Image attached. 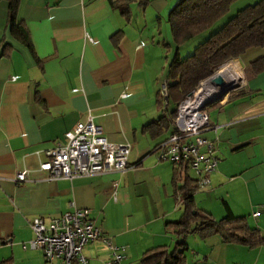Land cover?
I'll use <instances>...</instances> for the list:
<instances>
[{
  "label": "crops",
  "instance_id": "crops-1",
  "mask_svg": "<svg viewBox=\"0 0 264 264\" xmlns=\"http://www.w3.org/2000/svg\"><path fill=\"white\" fill-rule=\"evenodd\" d=\"M5 4L0 1V44L12 49L0 57V262L42 264L39 250L21 246L33 236L29 221L48 220L73 207L87 210L88 220L119 248L121 264H140L151 247L171 248V222L180 213L171 177L178 167L157 160L153 152L169 128L154 137L145 130L161 115L157 94L169 59L161 40L165 26L156 13L169 7L166 0L132 13L139 9L134 5L127 23L108 0H20L16 19L27 26L35 58L8 33ZM262 56L264 45L234 59V69L240 72L239 64L245 71L243 86L204 106L210 127L202 135L217 137L218 161L200 189L219 194L234 215L244 216L264 237V70L249 69ZM88 108L108 141L130 142L127 169L47 179L38 170L41 152L62 141ZM23 169L26 180L13 182ZM221 207L201 209L223 216ZM223 247L207 262L219 264L229 251L231 264L264 263V246ZM81 254L87 264H104L108 249L97 240L85 244Z\"/></svg>",
  "mask_w": 264,
  "mask_h": 264
},
{
  "label": "trees",
  "instance_id": "trees-1",
  "mask_svg": "<svg viewBox=\"0 0 264 264\" xmlns=\"http://www.w3.org/2000/svg\"><path fill=\"white\" fill-rule=\"evenodd\" d=\"M0 1L6 2L8 33L16 41L25 45L35 58L27 26L22 20L16 19L20 0ZM152 1L108 0V4L116 9L127 23L131 17L130 4L144 9ZM236 1L238 0H176L165 17L174 45L178 47L210 30ZM119 34L121 32L117 31L115 35ZM163 45L168 46V44ZM263 45L264 0H258L252 5L238 9L205 39L198 42L185 57L180 58L175 52L165 68L166 102L164 104L159 90L157 102L161 108V115L156 123L147 124L145 130L154 137L169 128L168 134L163 138L165 139L174 130L172 122L178 103L196 87L199 81L211 76L223 64L236 59L247 48ZM11 49L10 44L1 42L0 57L8 56ZM249 69L253 74L264 70V56L249 63ZM213 153L216 157L215 145ZM217 161L216 157V166ZM177 167L178 169H173L171 177L172 196L176 204H181L182 209L177 220L171 222L174 226L175 243L171 248L162 245L146 249L139 259L140 264H185L183 253L186 246L185 237L190 233H196L202 239L216 234L222 243L238 244L249 249L264 246V237L260 231L250 225L244 216L234 215L224 200L220 201L224 215L219 219H215L207 211L198 209L193 199L195 192L199 189L196 177L189 169L187 162ZM188 170L193 173V177L188 175ZM0 264H9V260H4Z\"/></svg>",
  "mask_w": 264,
  "mask_h": 264
},
{
  "label": "built area",
  "instance_id": "built-area-1",
  "mask_svg": "<svg viewBox=\"0 0 264 264\" xmlns=\"http://www.w3.org/2000/svg\"><path fill=\"white\" fill-rule=\"evenodd\" d=\"M87 39L88 42L93 41L92 38ZM218 70L199 81L191 94L178 103L172 122L173 132L153 148L159 161H168L176 166L187 162L196 177L199 189L208 185V175L216 167L213 150L217 137L209 139L202 136L210 127L204 106L221 100L227 92L241 88L244 82L241 75L237 85L231 86L225 82L219 88L211 79ZM11 79L13 80L14 76ZM166 83L165 78L160 83V95L164 104L167 99ZM124 96V92L120 94V97ZM130 148L131 144L127 141H108L102 134L101 127L93 121L92 110L88 108L84 119L75 122L63 133L62 141L41 152L44 159L39 163L38 170L46 173L49 180L71 179L105 172L122 173L127 169ZM26 174L27 169L17 171L12 181L24 182ZM28 225L33 236L21 246L39 250L42 264H87L81 250L85 244L97 240L103 241L108 249V258L104 264H121L122 256L117 251L119 248L88 220L85 209L73 207L48 220L34 217Z\"/></svg>",
  "mask_w": 264,
  "mask_h": 264
},
{
  "label": "rangeland",
  "instance_id": "rangeland-1",
  "mask_svg": "<svg viewBox=\"0 0 264 264\" xmlns=\"http://www.w3.org/2000/svg\"><path fill=\"white\" fill-rule=\"evenodd\" d=\"M175 1L176 0H166V2L168 3L167 6H169V7L164 8L163 10H162V8H160L158 10L159 12L156 13L158 15V17L161 18V25L163 27L165 26V32L163 29V32L161 34V40H162L163 44L169 45L165 48V51L167 53V57L169 60L171 59V57L174 56L175 52L178 54V57H180V58H183L186 55H188L192 51L193 47L198 42L202 41V39H205V37H207L208 34H210L217 27H219L223 22H225L228 18H230L232 15H234L238 9L244 8L245 6H248V5H252L258 0H238V1L234 2L230 6V8L228 9L227 13L222 18H220L213 25V27H211L210 30L201 33L200 35H198V36L192 38L191 40L179 45L178 47H176L174 45V43L172 42L170 32H169V28H168V24L165 21L166 13H167L168 9L173 6ZM133 7H135L134 4H130V9ZM137 10L141 11V8L132 9L131 11H132V13H134V12H138ZM232 61H230V62H232ZM230 62L226 65L224 64V66L220 67V69L223 67L226 70L230 69L229 71L232 72L231 73L232 77H236V73H235V71H236L239 75H242L243 79H244L245 71L243 70V67L237 63L239 70L241 72L240 73L236 69H233L234 66ZM232 66H233V68H232ZM221 71H223V70H221ZM213 76H215V75H213ZM238 89H240V88H238ZM227 94H229V93L227 92ZM226 95L223 96L222 99L224 97H226ZM215 101H218V100H215ZM215 101H213V102H215ZM187 173L190 177H193V173L191 171H188ZM193 199H194L195 206L200 210H203L201 208H202V206H205V205L209 206L211 208H213L214 206L215 207L216 206L221 207L219 194L216 195V193H214L213 190H210L209 187L206 189L197 190L193 196ZM176 205H178V212H181V209H182L181 204L177 203ZM213 217L215 219H219L221 216H214L213 215ZM185 244H186V248L183 251L184 256H185V264H214V263H211L209 261L207 262L208 255L216 257L220 252L225 251V249L223 247L225 245V243H222L220 241L218 235H216V234H212V235L202 239L198 234L190 233V234H187L185 237ZM233 257H234L233 254H231L229 251H226L225 253H223L221 255L220 259H218V263L219 264H231L233 261L232 259H234Z\"/></svg>",
  "mask_w": 264,
  "mask_h": 264
},
{
  "label": "bare ground",
  "instance_id": "bare-ground-1",
  "mask_svg": "<svg viewBox=\"0 0 264 264\" xmlns=\"http://www.w3.org/2000/svg\"><path fill=\"white\" fill-rule=\"evenodd\" d=\"M233 68V67H232ZM234 69V68H233ZM223 70V71H221ZM230 70V69H229ZM228 69L221 68L215 76H213L211 79L213 83L218 86L219 88L222 87V83L228 82L229 85H237L240 82L241 75H239L235 70L236 77H232L231 73ZM221 80V81H220ZM217 92V90H216Z\"/></svg>",
  "mask_w": 264,
  "mask_h": 264
},
{
  "label": "water",
  "instance_id": "water-1",
  "mask_svg": "<svg viewBox=\"0 0 264 264\" xmlns=\"http://www.w3.org/2000/svg\"><path fill=\"white\" fill-rule=\"evenodd\" d=\"M221 81V80H220ZM191 94V92H189L188 94H187V96H189Z\"/></svg>",
  "mask_w": 264,
  "mask_h": 264
}]
</instances>
